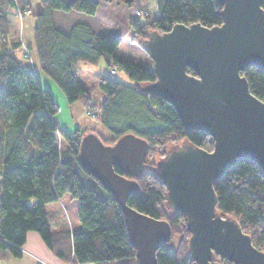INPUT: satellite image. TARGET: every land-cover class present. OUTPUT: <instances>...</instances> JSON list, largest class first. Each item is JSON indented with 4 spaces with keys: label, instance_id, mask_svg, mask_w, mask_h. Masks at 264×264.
<instances>
[{
    "label": "trees",
    "instance_id": "16d2710c",
    "mask_svg": "<svg viewBox=\"0 0 264 264\" xmlns=\"http://www.w3.org/2000/svg\"><path fill=\"white\" fill-rule=\"evenodd\" d=\"M155 2V18L131 19L132 41L139 45L149 30L163 32L178 22L213 26L223 21L222 6L216 0ZM41 3L42 10L34 24L39 68L56 81L69 103L81 100L113 135L104 137L89 128L68 131L58 126L55 115L60 107L53 93L41 86L29 57L16 54L21 39L14 36L11 17L26 14L29 6L23 0H0V260L6 252L22 255L30 230L38 231L52 246L53 232L46 204L69 193L78 200L81 222L72 232V261L139 264L121 205L79 159L81 138L93 131L106 144H113L128 132L148 141L150 149L142 174H127L138 182V190L129 195L127 203L142 213L167 219L172 225L170 240L158 250L157 264H197L189 252L191 232L185 217L170 208L167 188L160 182L155 166L170 146L183 140L212 150V136L203 130L186 131L172 103L144 90L145 83L156 79L154 68L117 55L119 36L99 31L87 20H78L66 29L55 23L56 10L94 16L100 5L98 0H41ZM102 58L116 71L125 73L132 83L110 71L96 74L104 94L102 102L96 103L92 86L84 81L79 63L97 64ZM241 73L247 77L251 92L264 101V70L250 66ZM57 131L67 142L64 151L56 142ZM116 170L122 172L118 167ZM214 187L217 210L236 218L252 237L253 244L264 251L262 168L249 158H239ZM178 232L179 240L174 244ZM217 260L232 264L221 256Z\"/></svg>",
    "mask_w": 264,
    "mask_h": 264
},
{
    "label": "water",
    "instance_id": "95a60500",
    "mask_svg": "<svg viewBox=\"0 0 264 264\" xmlns=\"http://www.w3.org/2000/svg\"><path fill=\"white\" fill-rule=\"evenodd\" d=\"M216 1L222 6L221 24L178 22L163 32L149 30L141 41L156 75L144 90L172 103L186 131L203 130L214 141L212 150L187 140L172 145L155 168L170 208L185 217L189 252L197 264H223L218 256L232 264H264V251L250 234L217 210L214 187L239 158L264 171V101L241 73L250 66L264 70L263 0ZM149 149L148 141L132 132L106 144L90 131L82 136L78 155L121 205L139 264H157L160 246L172 235L167 219L127 203L138 190L137 180L127 174H142Z\"/></svg>",
    "mask_w": 264,
    "mask_h": 264
},
{
    "label": "rangeland",
    "instance_id": "374dc122",
    "mask_svg": "<svg viewBox=\"0 0 264 264\" xmlns=\"http://www.w3.org/2000/svg\"><path fill=\"white\" fill-rule=\"evenodd\" d=\"M98 1L100 2V5L97 13L94 16L78 15L73 12L56 10L54 17L55 23L58 26L66 29L78 20H87L91 22L97 30L108 32L121 38V42L116 49L117 55L126 57L143 65L151 66L153 64V60L148 55V53L143 49L141 45L132 41L133 29L131 25V19L141 16H148L150 20L155 18L157 16V4L155 0ZM137 9H141L142 13L137 14ZM24 16L25 14H20L19 17ZM12 24L13 22L11 19V26ZM14 36L21 39V31L14 32ZM17 55L20 56L19 53ZM21 56L29 57V50L26 49V51ZM32 57L33 58L31 59L28 58V62L33 66V68H35L32 61L36 58H34V56ZM94 65L107 70V72L110 71L111 73L112 69L114 68L111 67V65H109L104 58H102L97 64ZM35 66H37V63L35 64ZM37 73L40 77V83L42 84V87L46 89H49L51 87V90H49L53 93L55 100L60 106V109L55 115V119L61 129L75 131L76 129L81 130L82 128H89L91 130H96L104 137H110L113 135V132L101 122L100 117L93 116V113L86 109L81 100L69 103L65 93L54 79H52L41 68H37ZM112 74H114L117 78L126 81L127 83H132L129 78L124 79L122 77L124 76V74L120 71H115ZM83 79L87 84H95L94 87L98 90V93L103 94L102 90L98 88V86H96L97 78L95 75L86 72L85 76L83 75ZM94 87L92 89H94ZM98 93L92 94V98L96 103H101L104 99V94L102 98H98ZM97 112L99 113L100 111L97 110ZM56 142L60 150L64 151L67 148V142L66 140H64L59 131L56 132ZM63 217L65 216L63 215ZM179 226L182 227L181 222L179 223ZM179 236L180 234L178 232L174 238V244L179 240Z\"/></svg>",
    "mask_w": 264,
    "mask_h": 264
},
{
    "label": "crops",
    "instance_id": "0c3cea01",
    "mask_svg": "<svg viewBox=\"0 0 264 264\" xmlns=\"http://www.w3.org/2000/svg\"><path fill=\"white\" fill-rule=\"evenodd\" d=\"M29 6V11L24 17L14 15L11 17L14 30L21 31V46L16 50L19 57L29 50V58H33L34 69L39 68L38 57L34 45V24L36 16L42 10L41 0H23ZM80 15V14H78ZM19 25V27H18ZM35 62V63H34ZM37 63V66L35 64ZM80 68L83 75L88 72L96 76L98 73H105L107 70L102 69L94 64L80 62ZM122 76L128 78L125 73ZM94 87L93 83L89 84ZM42 86V84H41ZM98 86V81L96 82ZM99 88V86H98ZM51 90V87L49 88ZM98 93V90L92 89V94ZM98 98L103 94L98 93ZM60 107V106H59ZM78 200L72 198L69 193L64 194L59 200L46 204L48 221L51 231L53 232V247L47 244L38 231L30 230L27 233L26 241L22 246V255L15 256L6 252L0 264H94V263H75L73 262L74 253L72 245V232L81 226L78 217ZM63 215L65 217H63ZM68 216V217H67Z\"/></svg>",
    "mask_w": 264,
    "mask_h": 264
},
{
    "label": "built area",
    "instance_id": "2783aa9c",
    "mask_svg": "<svg viewBox=\"0 0 264 264\" xmlns=\"http://www.w3.org/2000/svg\"><path fill=\"white\" fill-rule=\"evenodd\" d=\"M136 13H137V14H141V13H142V10H141V9H137ZM115 71H116V68L114 67V68L112 69V73H114Z\"/></svg>",
    "mask_w": 264,
    "mask_h": 264
}]
</instances>
